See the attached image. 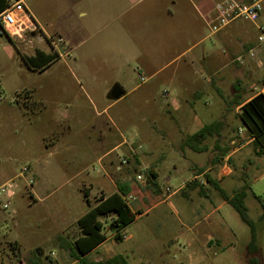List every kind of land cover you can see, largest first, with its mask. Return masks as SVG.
Returning a JSON list of instances; mask_svg holds the SVG:
<instances>
[{
	"label": "rangeland",
	"instance_id": "obj_1",
	"mask_svg": "<svg viewBox=\"0 0 264 264\" xmlns=\"http://www.w3.org/2000/svg\"><path fill=\"white\" fill-rule=\"evenodd\" d=\"M191 1L201 2L203 10L210 15L222 0ZM77 10L89 13L91 9L84 1ZM39 22L46 32L50 31L45 27V16ZM235 23L249 33L252 43L264 48V44L257 43L252 23L244 20ZM197 25L206 36L210 34L202 21ZM25 36V42L16 40L15 45L0 34V172L5 173L0 175V187L5 185L7 191V195L0 197V264L73 262L64 242L56 243L62 219L71 224L94 206L99 183L109 192L114 191L111 183L118 185L119 182L127 186L124 199L133 210L134 219L122 231L119 242L105 244L108 253L101 249L90 255V259L104 261L121 254L129 264H249V228L229 205L207 216L218 202L213 197L211 201L200 197L197 192L193 198L205 203L210 201L211 205L199 215H191L194 199L186 200L180 194L167 199L169 192L200 173L192 175L188 167L190 162L203 160V154L189 152L183 159L176 147L171 152L174 159L170 163H177L178 171H173L168 160H162L158 163L156 186L145 179L136 182L135 171L129 163L121 166V171L116 170L121 158H134L124 152L125 147L132 153H150L154 160L169 152L168 140L163 141L161 137L165 115L159 109L168 107L172 92L161 76L176 69L180 72L182 62L169 67L161 76L140 82L138 75L148 78L149 73L127 56L123 65L103 66L98 61L92 62V51L63 48L57 43V36L53 38L55 49L50 51L47 42L38 44L27 32ZM204 46L207 52L210 49L220 55L224 65L229 62L215 36L207 38ZM44 50L54 56L52 62L39 70L31 69L23 57ZM257 51H253L255 59ZM243 59H249V55ZM207 77L205 73L203 78ZM255 84L257 90L262 88L258 85L261 82ZM114 85L121 89V99L108 98ZM220 88L224 94H230L231 81L224 82ZM19 95L26 96L25 104L14 102ZM110 104L108 114L114 118L115 126L108 124L104 113L97 114ZM118 117L123 120L118 121ZM146 117L148 120L143 121ZM154 121L157 123L153 124ZM233 124L238 125L237 121ZM85 137L88 147L82 144ZM121 142L123 147L103 156ZM154 142L158 144L153 145ZM250 158V163H245L247 171L244 169L248 177L238 168L235 179L229 174L220 181L229 193L233 182H242L241 186L245 187L248 216L257 225V259L259 264H264V222H258L257 214L262 211L255 198L258 196L264 202V154H252ZM227 163L232 168L230 160ZM125 168L128 169L124 173ZM88 182L93 183L90 202L85 199L82 187V183L88 185ZM153 188L159 190L155 192ZM3 204L7 208L3 209ZM212 220L224 223L225 227L208 229ZM75 227L78 228L76 223ZM208 239L212 240L210 246L205 245Z\"/></svg>",
	"mask_w": 264,
	"mask_h": 264
},
{
	"label": "crops",
	"instance_id": "obj_2",
	"mask_svg": "<svg viewBox=\"0 0 264 264\" xmlns=\"http://www.w3.org/2000/svg\"><path fill=\"white\" fill-rule=\"evenodd\" d=\"M29 1L27 0L25 3L26 11L33 23L40 29V31L29 35L38 44L46 42L48 38L53 39L57 36V42L60 41L58 44L63 48L70 51L79 49L92 51V62L98 61L103 66L123 65L126 62L125 56H127L129 61L136 62L149 73L146 80L161 76L169 67L178 66L182 62L183 67L180 72L176 69L169 75L161 76L162 81L170 86L172 92L171 98H168L167 101L168 107L159 109V112L165 115L162 118L164 131L161 137H164L163 141L168 140L171 148H169V152L163 153L154 160L150 153L147 155L132 153L130 149L125 147L124 152L134 157L133 159H131V156L128 157L129 165H132L131 170L135 171L137 165L144 163L143 165L148 167L151 172V178L146 177V182L156 186L155 180L159 176L158 163L162 160H168L170 163V159H174L171 152H174L177 147L178 150H181L183 159L187 158L186 155L189 152L204 155L203 160L200 162H190L188 170L192 175L202 170L201 172L216 180L217 186L228 195H232L236 190L244 187L241 186L242 182L238 184L233 182L230 186L231 193L227 192L221 184L223 181H220L217 177V172L224 160H230L232 163L230 174H232L233 179L237 177L236 169L238 168L242 169L245 176L248 177L245 163H250L252 154L257 156L253 147V140L242 125L239 114L241 107L255 96L259 94L264 96V48L260 49L258 45L252 43L247 31L234 22L215 34L209 31L210 34L206 36L203 29H200L197 25V22L200 20L207 27L205 19L209 13L203 10V4L199 1L196 4L191 0H151L147 3H145L147 0ZM84 1L89 3L91 9L89 13L77 10L79 4ZM247 1L249 0H241V2ZM70 4L72 5L70 6ZM262 7L258 18L259 24L264 23V5ZM130 10H133L132 14L125 16ZM42 16L46 17L44 24L46 28L50 29L48 32L40 25L39 21ZM255 24L257 23H252L254 32L257 34ZM40 35H44V40L38 39ZM211 36L216 37L217 43L223 48L222 54L227 56L229 62L225 65L220 55L210 51V49L207 52V48L204 46L205 40ZM10 39L13 44L16 43V40L26 41L17 38ZM10 49L13 51V48L10 47ZM257 49V59L255 57H249L247 60L243 59L249 55L250 50ZM48 50H52L49 44ZM49 51L44 50L42 52L50 54ZM239 57L241 62L238 61ZM205 73L208 75L207 78H203ZM228 81H231L232 92L224 94L220 87ZM255 82H261V84H258L262 86L260 90L255 88ZM24 97L26 96L21 97L19 95L14 102L17 105L25 104L26 99ZM111 106L112 104L104 107L97 114L104 113L108 124L115 126L114 118L108 114ZM62 116L64 117L66 114L63 113ZM122 120L123 117H118V121ZM146 120H148L147 117L143 119V121ZM233 121H237L238 125L233 124ZM156 123L157 121L153 122V124ZM207 125H212V128L206 136L199 138L197 143L189 139ZM82 126L84 128L85 124L83 123ZM123 142L114 145L103 156L123 147ZM82 144L88 147L86 137ZM157 144L158 142L153 143V145ZM193 146L198 151H194ZM226 149L229 150L224 153ZM260 150L261 155H263L264 147ZM170 165L174 172L178 171L179 166L177 163L171 162ZM39 168L43 169L44 166L39 165ZM126 169L128 168H125L124 173ZM4 174L3 171L0 172L1 176ZM186 182L169 192L167 199L173 198L177 194H180L186 200L194 199L196 202L190 211L191 215H199L201 211L209 209L212 197L217 200L218 204L210 210L207 216L219 211L224 205H228L222 201L218 191L212 187H207V185L204 186L207 191L200 197L210 200L209 204L200 199H195V197L193 198L198 190L193 189L190 193H187L190 188L186 189ZM119 183L127 189L124 182ZM111 184L114 191L107 192L106 186L99 183V193L96 197L99 195L107 197L113 193H118V186L115 183ZM92 185L91 182H88V185L82 183L84 194H86L85 199L88 202H90L89 191ZM234 188L238 189L234 190ZM153 190L157 192L159 189L153 188ZM187 195H189L188 198ZM33 199L35 200V198ZM246 207L248 210L247 205ZM129 209L133 213L130 207ZM181 210L184 212L185 208L181 206ZM257 215L259 218L261 212ZM78 219H75L71 224L62 219L55 237L56 243H59L60 240L62 242L63 240L73 242L80 236V230L75 227ZM211 227L220 230L225 227V224L212 220L210 227L207 228ZM125 228L118 232L121 239L122 231ZM108 241L117 242L114 237L107 236L105 242L90 251L87 257L89 258L90 255L98 253L101 249H103V252L108 253L109 250L105 247ZM211 243L212 240H205L206 246H210ZM94 261L101 260L96 259ZM22 262L25 264L24 261ZM76 263L73 260L70 264Z\"/></svg>",
	"mask_w": 264,
	"mask_h": 264
},
{
	"label": "trees",
	"instance_id": "obj_3",
	"mask_svg": "<svg viewBox=\"0 0 264 264\" xmlns=\"http://www.w3.org/2000/svg\"><path fill=\"white\" fill-rule=\"evenodd\" d=\"M8 0H0V13L6 8ZM11 42L12 40L5 35ZM25 63L33 70H39L49 65L54 56L52 54H45L42 51H36L33 56L23 57ZM242 125L246 128L248 135L253 140V147L257 155H261V148L264 147V96L259 94L252 100L247 102L241 107L239 114ZM212 125H207L201 128L198 132L192 135L189 139L198 142V139L206 136ZM194 151H198L196 147H192ZM229 149H226L224 153H227ZM202 171V170H201ZM198 171V172H201ZM207 187H212L220 194L223 202L228 204L238 215L240 221L245 224L250 231V238L247 244V250L250 255L249 264H259L257 254L259 248L257 245V225L248 216V210L245 205L246 191L245 187H241L236 190L232 195H228L223 189L217 186L216 180L206 175ZM118 193H113L107 197L100 195L97 202L92 206L83 216H81L76 224L80 230V236L73 242H64L68 248L70 257L77 262V264H129L126 257L120 254H116L111 258L104 261H94L87 257L88 253L105 242L106 236L102 232L101 219L109 216H113V227L120 230L128 226L134 219L128 205L124 201L123 197L127 193V189L120 183H118ZM190 189L198 188V194L203 196L206 187L197 186L195 184L187 185ZM86 198V194H84ZM260 203L261 215L258 218V222H264V202L260 197H255ZM115 240L119 242L121 235L118 232L115 235Z\"/></svg>",
	"mask_w": 264,
	"mask_h": 264
},
{
	"label": "built area",
	"instance_id": "obj_4",
	"mask_svg": "<svg viewBox=\"0 0 264 264\" xmlns=\"http://www.w3.org/2000/svg\"><path fill=\"white\" fill-rule=\"evenodd\" d=\"M26 1L27 0H8L6 8L0 13V34L7 35L9 38L26 40V32L29 34H34L35 32L40 31V29L33 23L31 17L26 11ZM263 2L264 0H249L247 2H241L237 0H222L221 2L216 4L214 12L206 17V25L210 33L215 34L228 25L239 20L248 21L250 23H257L259 15L263 8ZM255 26L257 30V43L264 44V23H257L255 24ZM38 39H43V36L40 35ZM46 42L52 49H54L55 44L52 38L46 39ZM248 54L249 57H254V53L252 50H250ZM238 61L241 62L240 57ZM138 79L140 80V82L146 81V77L144 75H138ZM137 148L142 149L141 146ZM227 162L228 160H224L218 169L217 177L219 179L228 176L231 173L230 166ZM128 163V157L121 158L120 166H117L116 170L121 171V166H125ZM146 177H148L149 179L151 178L150 169L144 165H137L135 169L136 182H142ZM190 184H195L201 187L206 186V173L201 172L197 175L191 176L188 180L187 185ZM3 194L7 195L5 185L0 187V197ZM98 197H100V195ZM2 208H7L6 204H3ZM113 219V216H109L100 220L102 224L101 230L106 237H115L116 233L119 232L118 228L113 227Z\"/></svg>",
	"mask_w": 264,
	"mask_h": 264
},
{
	"label": "water",
	"instance_id": "obj_5",
	"mask_svg": "<svg viewBox=\"0 0 264 264\" xmlns=\"http://www.w3.org/2000/svg\"><path fill=\"white\" fill-rule=\"evenodd\" d=\"M122 94L121 89L119 88L118 85H114L108 95V98L111 100H117L120 95Z\"/></svg>",
	"mask_w": 264,
	"mask_h": 264
}]
</instances>
